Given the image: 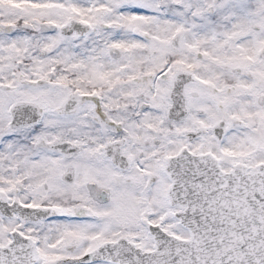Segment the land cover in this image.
<instances>
[{
  "label": "snow or ice",
  "instance_id": "obj_1",
  "mask_svg": "<svg viewBox=\"0 0 264 264\" xmlns=\"http://www.w3.org/2000/svg\"><path fill=\"white\" fill-rule=\"evenodd\" d=\"M0 264H264V0H0Z\"/></svg>",
  "mask_w": 264,
  "mask_h": 264
}]
</instances>
